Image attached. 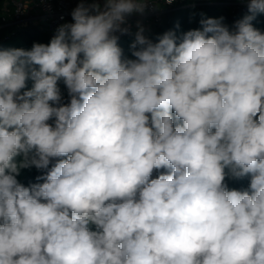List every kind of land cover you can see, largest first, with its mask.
<instances>
[{"label": "clouds", "instance_id": "clouds-1", "mask_svg": "<svg viewBox=\"0 0 264 264\" xmlns=\"http://www.w3.org/2000/svg\"><path fill=\"white\" fill-rule=\"evenodd\" d=\"M246 2L155 42L137 21L133 58L119 35L149 0H80L48 44L0 47V264H264V0Z\"/></svg>", "mask_w": 264, "mask_h": 264}, {"label": "built area", "instance_id": "built-area-1", "mask_svg": "<svg viewBox=\"0 0 264 264\" xmlns=\"http://www.w3.org/2000/svg\"><path fill=\"white\" fill-rule=\"evenodd\" d=\"M79 2L80 0H4L0 12V28L10 27L13 32H17L34 26L52 38L59 25L72 22L71 12ZM206 6L226 7L238 14L248 12L246 0H173L171 4L166 3V0H149L143 16L134 14L128 18L131 34H118V42L135 34L137 21L145 28L144 35L150 37L170 13ZM20 47L27 49L25 45Z\"/></svg>", "mask_w": 264, "mask_h": 264}, {"label": "trees", "instance_id": "trees-1", "mask_svg": "<svg viewBox=\"0 0 264 264\" xmlns=\"http://www.w3.org/2000/svg\"><path fill=\"white\" fill-rule=\"evenodd\" d=\"M4 0H0V12ZM249 12L238 14L232 12L229 8L221 6H206V7H194L184 10H179L169 14L166 21L156 30L152 36L148 37L154 42L157 36L163 33L173 30L180 35L183 32H187L193 29H199L201 27L200 20L203 18H224V23L230 28L236 20L242 19ZM253 26L264 32V14H257L256 18L252 21ZM179 25L177 28L176 26ZM8 36V37H7ZM135 39V34L125 38L123 41L118 42L119 46L123 49L124 55L128 58L131 56L130 45ZM51 38L45 33L39 30L37 27H27L17 32H13L10 27L0 28V47L3 48H21V45H25L27 49H31L34 43L48 44ZM62 93L65 98L67 97L66 88L62 82L59 84ZM28 88L31 87V81L28 82ZM41 173L35 168L23 169L21 174L17 177L20 183L27 186L29 183L36 182V177ZM250 177H245L240 180L226 179V183L230 189L243 190L249 185Z\"/></svg>", "mask_w": 264, "mask_h": 264}]
</instances>
